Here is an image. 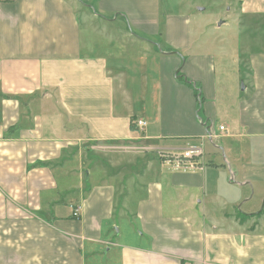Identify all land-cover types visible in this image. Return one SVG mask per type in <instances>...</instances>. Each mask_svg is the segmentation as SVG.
Returning a JSON list of instances; mask_svg holds the SVG:
<instances>
[{
  "label": "crops",
  "instance_id": "crops-1",
  "mask_svg": "<svg viewBox=\"0 0 264 264\" xmlns=\"http://www.w3.org/2000/svg\"><path fill=\"white\" fill-rule=\"evenodd\" d=\"M224 1L249 57L162 0H0V264H264V0Z\"/></svg>",
  "mask_w": 264,
  "mask_h": 264
},
{
  "label": "rangeland",
  "instance_id": "rangeland-1",
  "mask_svg": "<svg viewBox=\"0 0 264 264\" xmlns=\"http://www.w3.org/2000/svg\"><path fill=\"white\" fill-rule=\"evenodd\" d=\"M180 3L183 6H178V0H162V10L164 13H170V14H176L179 11L182 10V7L186 8L190 11V15L192 18H194L195 23H200V25L205 26L207 29L206 31H203L206 33V37H211L210 35H221L223 37L224 35H227L231 37L234 35L235 37L232 38V44L231 49L236 51H242L240 55H245L244 52H248L247 57H249V48H245L242 46L241 43H243V40L241 39L242 36H239V27L238 25H235V27H231L230 29L228 27H222L221 29L218 27V24L222 21H229L232 23L233 19L228 18L226 10L228 8L227 5H225L224 0H180ZM180 4V5H181ZM202 9V10H200ZM229 19V20H227ZM197 21V22H196ZM196 25H194L195 27ZM252 36H250V33L247 32V37L250 36L251 40L253 41V47L252 51L260 53L261 51L264 52V47L262 46H255L257 44L264 43V25L260 27L259 31L256 32V30L252 31ZM245 38V37H244ZM241 39V40H240ZM249 43V42H248ZM251 48V47H250ZM244 51V52H243ZM237 57L239 53L233 54ZM232 64V62H230ZM234 69L232 72H230L227 76L228 83L231 87L235 89H242L244 85V81L246 79V73L245 68L242 64H234ZM224 77V74H221ZM183 79V77H181ZM201 107V106H200ZM202 108H199L200 110V116L202 119L204 118L203 111H201Z\"/></svg>",
  "mask_w": 264,
  "mask_h": 264
},
{
  "label": "built area",
  "instance_id": "built-area-1",
  "mask_svg": "<svg viewBox=\"0 0 264 264\" xmlns=\"http://www.w3.org/2000/svg\"><path fill=\"white\" fill-rule=\"evenodd\" d=\"M8 2H17L19 0H3ZM138 126H145V122L138 121ZM221 131H224V127H220ZM209 138L213 140L215 137L209 135ZM204 155L203 148L200 146H191L188 149L182 152H163L159 154V158L164 162L168 163L176 169L187 171V172H196L201 169V159ZM75 216H78V213L75 212Z\"/></svg>",
  "mask_w": 264,
  "mask_h": 264
},
{
  "label": "trees",
  "instance_id": "trees-1",
  "mask_svg": "<svg viewBox=\"0 0 264 264\" xmlns=\"http://www.w3.org/2000/svg\"><path fill=\"white\" fill-rule=\"evenodd\" d=\"M186 83H188V82H186ZM189 85L194 86V84H192V83H189Z\"/></svg>",
  "mask_w": 264,
  "mask_h": 264
},
{
  "label": "water",
  "instance_id": "water-1",
  "mask_svg": "<svg viewBox=\"0 0 264 264\" xmlns=\"http://www.w3.org/2000/svg\"><path fill=\"white\" fill-rule=\"evenodd\" d=\"M242 89H243V90L245 89L244 86L242 87Z\"/></svg>",
  "mask_w": 264,
  "mask_h": 264
}]
</instances>
